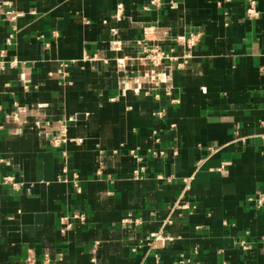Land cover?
<instances>
[{"label":"crops","instance_id":"crops-1","mask_svg":"<svg viewBox=\"0 0 264 264\" xmlns=\"http://www.w3.org/2000/svg\"><path fill=\"white\" fill-rule=\"evenodd\" d=\"M255 4L0 0V264H264Z\"/></svg>","mask_w":264,"mask_h":264},{"label":"built area","instance_id":"built-area-1","mask_svg":"<svg viewBox=\"0 0 264 264\" xmlns=\"http://www.w3.org/2000/svg\"><path fill=\"white\" fill-rule=\"evenodd\" d=\"M248 1V7L246 9V13L247 16H256L257 14V7L255 4V0H247ZM11 14V18H13L14 16H16L17 14H19L16 10L14 9H8V12ZM191 38V37H190ZM187 39V42H189V39ZM167 53H164L162 50L161 51H157L154 54L150 55V59L152 62L157 63V61L161 58V57H166ZM164 93L166 95H169L171 93V85L166 86ZM156 114L158 116H160L162 114V110H159L156 112ZM65 126H62L61 129H59L58 131L54 132L51 136H50V141L52 143V145L62 148V145L67 141V137L65 134ZM78 141H80L81 139H77ZM262 141L264 143V134H262ZM153 153H157V154H162L163 150H158V151H153ZM13 177H6L5 178V182L6 181H12ZM16 182H13V184H15ZM250 200H255L256 205L260 206L264 203V193L263 191L256 189L254 191V194L252 197H249ZM86 213L80 210H74L72 211L71 214L67 215H62L60 217V222L64 224L63 228H61V230L63 231V229L65 228H69V226L71 225V220L72 218H77L81 221L86 220ZM159 235H155L154 238H158ZM240 245H242V247H247V245L245 244L244 240H240L239 241ZM44 259L47 261L48 260V254H44ZM187 261H189V259H186ZM25 264H31V257H27ZM181 264H184L183 262H181Z\"/></svg>","mask_w":264,"mask_h":264}]
</instances>
